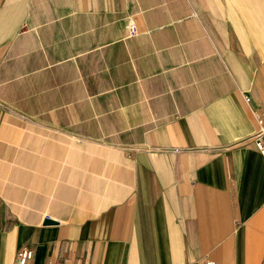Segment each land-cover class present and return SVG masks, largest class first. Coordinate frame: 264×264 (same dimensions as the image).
Here are the masks:
<instances>
[{
	"label": "crops",
	"instance_id": "0c3cea01",
	"mask_svg": "<svg viewBox=\"0 0 264 264\" xmlns=\"http://www.w3.org/2000/svg\"><path fill=\"white\" fill-rule=\"evenodd\" d=\"M258 119L264 0H0V264H264Z\"/></svg>",
	"mask_w": 264,
	"mask_h": 264
},
{
	"label": "built area",
	"instance_id": "2783aa9c",
	"mask_svg": "<svg viewBox=\"0 0 264 264\" xmlns=\"http://www.w3.org/2000/svg\"><path fill=\"white\" fill-rule=\"evenodd\" d=\"M138 33L137 25L133 21H129L124 29V37L131 38ZM245 100L248 102L249 98L245 96ZM252 139L256 148L264 158V120L258 119V128L252 135ZM33 251L27 247H21L15 257V264H27L28 260L32 257ZM209 264H215L209 262Z\"/></svg>",
	"mask_w": 264,
	"mask_h": 264
},
{
	"label": "water",
	"instance_id": "95a60500",
	"mask_svg": "<svg viewBox=\"0 0 264 264\" xmlns=\"http://www.w3.org/2000/svg\"><path fill=\"white\" fill-rule=\"evenodd\" d=\"M43 223H44V224H54L55 221H53V220L50 219V218H45V219L43 220Z\"/></svg>",
	"mask_w": 264,
	"mask_h": 264
}]
</instances>
